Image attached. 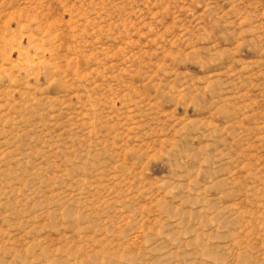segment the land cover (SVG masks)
<instances>
[{
	"label": "rangeland",
	"instance_id": "1",
	"mask_svg": "<svg viewBox=\"0 0 264 264\" xmlns=\"http://www.w3.org/2000/svg\"><path fill=\"white\" fill-rule=\"evenodd\" d=\"M0 264H264V0H0Z\"/></svg>",
	"mask_w": 264,
	"mask_h": 264
}]
</instances>
